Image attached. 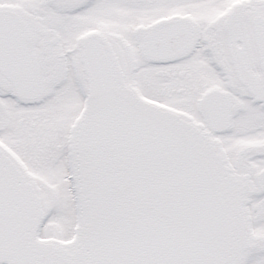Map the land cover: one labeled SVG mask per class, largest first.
<instances>
[{
    "label": "snow or ice",
    "instance_id": "snow-or-ice-1",
    "mask_svg": "<svg viewBox=\"0 0 264 264\" xmlns=\"http://www.w3.org/2000/svg\"><path fill=\"white\" fill-rule=\"evenodd\" d=\"M0 264H264V0H0Z\"/></svg>",
    "mask_w": 264,
    "mask_h": 264
}]
</instances>
